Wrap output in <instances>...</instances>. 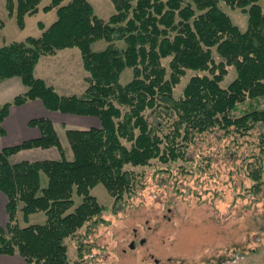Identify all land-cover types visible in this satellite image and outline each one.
<instances>
[{
    "label": "trees",
    "instance_id": "trees-1",
    "mask_svg": "<svg viewBox=\"0 0 264 264\" xmlns=\"http://www.w3.org/2000/svg\"><path fill=\"white\" fill-rule=\"evenodd\" d=\"M42 1L5 0L20 30L26 17L40 11L54 10L56 19L47 27L38 23L39 36L0 47V81L17 77L25 87L0 104V136L10 108L35 100L50 112L96 117L100 127L65 132L71 159L45 118L28 123L39 138L0 149V192L8 216L0 229V254H18L28 264H69L65 240L86 223L103 222L106 208L90 194L95 186L103 185L118 203L138 188L134 168L184 160L202 134L245 137L264 129V8L260 0H109L114 12L105 20L88 0H49L41 7ZM221 3L247 14L245 31ZM100 40L105 49L92 51ZM69 48L79 51L88 74L80 95H60L34 74L42 57ZM231 67L235 76L222 87ZM127 68L131 80L121 84ZM188 72L193 75L176 96ZM259 147V155L246 163L254 194L264 188V135ZM33 148H55L60 158L10 163L13 155ZM18 213L25 223L43 213L45 222L20 226Z\"/></svg>",
    "mask_w": 264,
    "mask_h": 264
},
{
    "label": "rangeland",
    "instance_id": "rangeland-1",
    "mask_svg": "<svg viewBox=\"0 0 264 264\" xmlns=\"http://www.w3.org/2000/svg\"><path fill=\"white\" fill-rule=\"evenodd\" d=\"M88 1L102 19L114 12L109 0ZM3 2L0 0V4ZM48 3L43 0L40 6ZM259 4L264 8V0ZM220 8L240 31L246 30L247 14L223 3ZM52 12L28 19L24 31L6 19L7 40L39 36L42 31L38 21L50 25L56 19ZM117 45L124 46L123 42ZM106 46L105 41H97L92 51H102ZM64 50L79 53L76 48ZM80 60L82 63L81 56ZM163 64L167 65V60ZM192 75L188 72L181 80L176 96ZM234 76L231 67L221 86ZM131 77V69H125L120 83L126 84ZM261 135L262 127L245 137L225 136L219 131L202 134L187 149L184 160L171 164L152 161L134 168L138 188L118 203L103 185L95 186L90 194L106 208L101 214L103 222L86 223L65 240L69 264H264V188L260 193L251 192L246 167L259 155ZM59 136L70 158L66 138L61 132ZM45 184L46 177L41 174V186ZM74 201L78 205L80 198ZM17 217L24 227L45 222L43 213L29 216L28 223L22 221L20 213Z\"/></svg>",
    "mask_w": 264,
    "mask_h": 264
},
{
    "label": "crops",
    "instance_id": "crops-1",
    "mask_svg": "<svg viewBox=\"0 0 264 264\" xmlns=\"http://www.w3.org/2000/svg\"><path fill=\"white\" fill-rule=\"evenodd\" d=\"M0 19L3 22V28L0 29V47L4 43L11 42L7 40L5 34L6 23L14 21L13 17H9L5 9V0L0 4ZM54 11V10H53ZM43 13L47 15L53 13L52 11L44 13L38 12L36 15ZM33 17V16H31ZM25 18V27L28 19ZM7 22H5V20ZM54 20V19H51ZM45 27L49 26L42 20L38 21ZM53 22V21H51ZM13 23V22H12ZM16 24V23H15ZM24 29L20 31H24ZM15 41V40H13ZM34 74L37 78L44 80L46 83L52 85L56 92L60 95H80L85 89V71L82 67L79 53L73 50H64L54 56L42 57L37 63ZM25 92V87L17 77L9 78L0 81V104L11 102L16 96ZM45 118L51 121L61 144L60 132L65 136L67 130H87L89 128L100 127V121L96 117L76 116L70 114H62L58 112H50L46 110L39 100L28 101L21 106H13L10 108L8 115L2 121L4 135L0 136V149L16 146L27 140H34L39 138L40 132L35 127H30L28 123L31 120ZM66 138V136H65ZM67 141V140H66ZM68 145V143H67ZM63 151L65 148L62 146ZM69 149V148H68ZM65 154V151H64ZM67 159H71L66 156ZM60 155L55 148L40 149L33 148L22 150L10 157L11 164H16L22 161L34 162L42 160H56ZM8 222L6 213V197L0 192V229ZM0 264H28L18 254L2 255L0 254Z\"/></svg>",
    "mask_w": 264,
    "mask_h": 264
},
{
    "label": "water",
    "instance_id": "water-1",
    "mask_svg": "<svg viewBox=\"0 0 264 264\" xmlns=\"http://www.w3.org/2000/svg\"><path fill=\"white\" fill-rule=\"evenodd\" d=\"M131 248L133 247V245L130 246Z\"/></svg>",
    "mask_w": 264,
    "mask_h": 264
},
{
    "label": "flooded vegetation",
    "instance_id": "flooded-vegetation-1",
    "mask_svg": "<svg viewBox=\"0 0 264 264\" xmlns=\"http://www.w3.org/2000/svg\"><path fill=\"white\" fill-rule=\"evenodd\" d=\"M132 245V244H131ZM157 262V261H156Z\"/></svg>",
    "mask_w": 264,
    "mask_h": 264
}]
</instances>
